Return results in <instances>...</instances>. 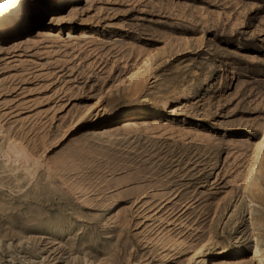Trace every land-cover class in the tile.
<instances>
[{
  "label": "rangeland",
  "instance_id": "1",
  "mask_svg": "<svg viewBox=\"0 0 264 264\" xmlns=\"http://www.w3.org/2000/svg\"><path fill=\"white\" fill-rule=\"evenodd\" d=\"M61 3L0 38V264H264V0Z\"/></svg>",
  "mask_w": 264,
  "mask_h": 264
},
{
  "label": "bare ground",
  "instance_id": "2",
  "mask_svg": "<svg viewBox=\"0 0 264 264\" xmlns=\"http://www.w3.org/2000/svg\"><path fill=\"white\" fill-rule=\"evenodd\" d=\"M60 5H61V7L64 6V4L61 3V0H24L22 5L16 6L13 9V11L11 12V17L8 20H6L5 22H0V38H2V37L17 38V37H19V35L28 31L31 26L37 25L36 23H38V24L41 23L45 19L46 16H48L49 19L51 18V21L56 20L58 18L59 11L61 10V8H58ZM73 9H75V6L72 8V10ZM125 115L128 117H134L136 119L142 115V112H141V110L137 109L135 111L127 112ZM132 123H133V125L137 126V122L132 121ZM147 124L155 126L157 124V121L155 119H153L150 121V123H147ZM126 125H128V124H126ZM72 126L75 127V124ZM22 147L23 146L18 145L17 143H14V142H12L10 144V150L11 151L13 150L14 155L19 154V153H24L25 158L31 160L29 158V154H27L26 150H24ZM263 148H264V131H263L262 135L260 136V138L258 139V141L254 145V152H253V158L252 159L259 158L260 152ZM15 157H16V155H15ZM255 162L256 161H254L253 163H255ZM254 168H255V166L253 164L251 166V168H249V172H248L247 177H246V183H245L244 187H245V190H247V191H249L250 188L251 189L252 188L254 189V187L257 188V184H256L254 177H253L254 171H255ZM255 190H257V189H255ZM251 210H254L253 204H251ZM198 253H199V251H198ZM198 253H196V254H198ZM189 258H191V257H189Z\"/></svg>",
  "mask_w": 264,
  "mask_h": 264
}]
</instances>
